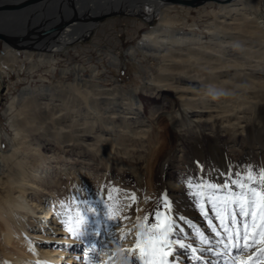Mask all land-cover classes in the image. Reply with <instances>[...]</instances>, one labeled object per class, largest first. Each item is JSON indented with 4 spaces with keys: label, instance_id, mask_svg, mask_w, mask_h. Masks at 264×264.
I'll return each mask as SVG.
<instances>
[{
    "label": "bare ground",
    "instance_id": "bare-ground-1",
    "mask_svg": "<svg viewBox=\"0 0 264 264\" xmlns=\"http://www.w3.org/2000/svg\"><path fill=\"white\" fill-rule=\"evenodd\" d=\"M188 4L201 7L202 10H206V8L217 10L214 16L206 21L204 25L208 32L207 41H205V36L199 32L170 28L175 23L182 22V20L171 17L168 11L170 9L181 10L184 5ZM114 13H118L117 15L135 14L151 24L148 29L143 31L138 47L146 53L160 55L158 72L150 77V81L157 84L154 89L156 98L168 100L169 110L165 111L164 114L169 121L167 122L172 126L173 138H179L177 135L183 133L185 137L189 135V138L197 140L200 146L191 143L189 146L191 153L195 150L201 151L203 149L201 146L205 143L206 152L210 153L208 159L219 167L217 171L206 177L208 181L204 183L206 184L205 187L201 185H198L199 187L193 186L194 183H197L194 180L184 190L180 201L191 203L190 209L186 211L192 212L190 216L192 219L185 218L181 220L178 226L171 221L172 199L167 192L177 184L168 181L163 182L161 179L156 183L153 197L155 196L160 201L163 208L155 207L159 210L156 211L155 209L154 214L151 215L156 223L147 225L145 220L139 222L135 227L132 245L136 248V252H139L135 264H264V254L257 255L253 252L247 253V250H237L231 246L236 243L235 240L225 241L229 243V247L226 248L224 243H220L221 240L213 238L216 232L212 231V228L215 227L216 231L219 230L223 233L219 227L221 223L228 224L230 214L233 211L237 213L239 211L232 203L225 205L224 200L218 199L219 193H222V191H214V189H220L226 182L231 181L222 173H227L229 163L232 162L229 161V155L220 142V134L215 131L217 122L220 119L225 122L230 121V112L234 113L239 108H248L250 114L254 112L256 106L264 111V0H40L38 2H32L31 0H0V39L5 44L4 53L0 56V67L5 66L14 70L18 62L31 60L34 54L46 62L57 61L60 60V55L57 57H54V55H57L67 45L74 52H79L78 43L83 36L93 28L94 30L98 29L96 28L98 21ZM153 20L156 21L155 25H152ZM139 23L136 24V27L141 25ZM188 25L193 28L198 27L196 22H191ZM127 51L131 55L135 53L134 48H129ZM23 56L27 59L24 60ZM31 68H33L32 65ZM84 70V66L75 60L69 66L62 68L61 72L73 74L74 81L72 85L74 90L87 94V96L91 94L92 97L87 98L89 99L88 102L92 104L91 107H93V103H96L98 96L104 95L108 88L81 77V75L83 76L81 72ZM1 71L3 70L0 69ZM95 71L96 67L94 66L91 69L92 76H94ZM1 82L2 76L0 75V86ZM56 85L61 86L60 84ZM46 89L47 87L43 86L33 89L30 86L23 87L20 93L9 102L8 110L12 109L16 102L26 94L34 92V97L22 102V107L19 110L20 112L22 108L24 110L29 106L33 113L35 111L34 107L41 104L39 101L41 91H46ZM217 90L219 92H216ZM136 91V89L130 90L131 104L127 109L123 107L115 109L111 108L110 105H106L107 107L98 116L103 120L101 124L105 123L113 127L115 126V120H117L119 123L125 124V130L127 131L125 132L129 136L139 137L140 139L147 137V142L151 143L157 132L154 131L151 122L146 125L143 123L147 119L141 113V100H139ZM221 92L224 94L222 95ZM93 95H97V98ZM242 112H246V109ZM32 113H28V116L31 117ZM243 115L244 113L242 115L235 114L234 117L239 118L242 116L244 118ZM179 117H181L178 119L180 121L176 123ZM28 121L30 122L29 119ZM25 122H11L14 138L18 140V143L16 145L15 143L11 144L10 141L9 145L11 144L15 148L8 156L2 151L0 135V166L5 165L6 179L4 183L7 185L0 187V264H69L72 261L79 263L78 260H81V257L85 254L77 252V250L69 251L66 247L68 244H72L73 249L77 248L80 237L77 239L72 234L70 236L69 234L66 235L62 232L67 230L65 227L57 228L55 226L59 218L52 217L54 214L53 204L43 207L40 215H37L36 210L40 204H36L33 199L30 200L27 196L30 188L38 189L40 183L45 180L40 175L43 173L42 170L38 171L37 169L50 157L43 156L37 150L42 143L37 136H32L35 133L33 127L22 126ZM131 123L136 125L132 127ZM123 124L122 126H124ZM227 124L232 126L233 123L227 122ZM258 130L264 135V121ZM113 131L112 129L113 140L119 145L122 138L119 141V131L116 134ZM192 134L197 135L192 137ZM25 136L30 137L28 144L33 148L31 156L23 149L22 143ZM123 141L125 140L123 139ZM174 147L176 146L174 145ZM160 164L163 169L164 163L161 161ZM155 175L158 177L157 173ZM52 177L48 175V179ZM37 178L40 181H37ZM208 185L214 186V189L207 187ZM41 188L43 189L44 186ZM234 192L239 194L241 189L234 185ZM145 196L142 199H135L136 207L141 205L139 202H149L147 200H150L151 197ZM209 197L216 204L215 210H213L212 204L209 203ZM201 205H203L204 211L201 210ZM217 210L220 211L221 218L216 216ZM205 212H207V215H205ZM33 215H37V223L42 222L46 225L43 226L42 233L28 230V221ZM203 217L207 218L208 225H200ZM244 219L245 217L237 215L236 228L231 230L234 232L239 229L242 232L245 229L243 226L245 225L243 223ZM209 221H211V224ZM169 222L172 223L173 227L166 239L172 241L175 246L166 249L165 252L169 254L165 255L160 252L161 244L159 241L165 239L162 233ZM251 222L252 220L248 221L246 225L250 226ZM97 229L94 230L90 244L86 246V251L87 248L92 249L94 246ZM76 233H83L81 239L85 235L82 230ZM57 234L62 235L56 237ZM202 236L209 243H204ZM138 237L140 240L139 248L136 247ZM42 239H45V242L48 243L52 242L51 240H64L62 243L65 247L59 249L41 248L38 243ZM181 243L185 245L184 248L179 246ZM117 246H120V244H117ZM259 246L264 247V245ZM249 256L252 259H248ZM188 258L190 260L187 262ZM64 259H66V262H63ZM101 262L96 263L101 264Z\"/></svg>",
    "mask_w": 264,
    "mask_h": 264
},
{
    "label": "rangeland",
    "instance_id": "rangeland-1",
    "mask_svg": "<svg viewBox=\"0 0 264 264\" xmlns=\"http://www.w3.org/2000/svg\"><path fill=\"white\" fill-rule=\"evenodd\" d=\"M206 10L189 4L184 5L181 10L170 9L168 14L183 22H177L170 28L199 32L205 36V41H207L208 32L204 25L206 21L214 16L217 10L215 8H206ZM117 14L108 15L98 21L99 23L96 24L98 29L89 30L90 32L79 41V52H74L67 45L57 55H54V57L60 55V60L57 61L46 62L34 54L31 60L18 62L21 67L15 65L14 70L5 66L0 67L3 70L0 72L2 76L0 86L2 151L8 156L15 148L11 144L15 143L16 145L18 143V140L14 138L11 122L24 123L29 119L31 124L28 121L25 122V124L27 123L26 126L25 124L22 126L35 129V133L32 136H37L42 143L37 150L43 156L50 157V159L39 165L37 169L38 171L42 170L43 173L40 175L45 180L40 183L41 185L38 189L30 188L27 196L30 200L33 199L36 204H40L36 210L37 215H40L43 207L53 204L54 214L52 217L56 216L59 218L55 226L57 228L65 227L67 230L62 232L66 235H71L68 231L69 228H72L75 232H81V230L85 232L82 239L80 236L77 248L73 249L71 247L72 244H68L66 247L69 251L77 250V252L85 254V257H81V260H78L79 263L72 261L69 264H97L99 261H102L101 264H135L139 254L132 245L135 227L139 222L145 220L147 225L153 224L155 219L151 215L154 214L153 212L157 207L163 208L160 201L155 196L153 197L156 183L161 179L163 182L168 181L177 184L172 186V189L167 190V192L172 199L171 221L178 226L181 220L185 218L192 219V217L190 218L192 212L186 211L190 209L191 203L180 201L184 190L194 180L197 183H194L193 186L199 187L198 185H201L205 187L206 184L204 183L208 181L206 177L219 169L215 163L208 159L210 153L206 152L205 143H203L204 145L202 144L201 148L203 149L201 151L195 150L191 153V148L189 147L191 143L200 146L197 140L189 138V135L185 137L182 132H180L182 134L177 135L179 136V138L177 137L178 139L173 138L172 126L168 123L169 121L164 114L165 111L169 110L168 100L156 98L154 89L157 84L150 81V77L158 72L160 55L146 53L138 47L143 31L148 29L151 24L135 14ZM153 22L152 25H155L156 21L153 20ZM191 22H196L198 27H189L188 24ZM137 23L141 25L136 27ZM4 45V42L0 39V56L4 53ZM129 48H134L135 53L132 55L128 53L127 49ZM23 58L24 60L27 59L24 56ZM75 60L84 66L85 70L81 72V74L83 73L81 77L108 88L104 95L98 96V98L97 95H93V97L97 98L96 103H93V107H91L92 104L88 102L89 99L87 98L92 97L91 94L87 96V94L74 90L72 85L74 81L73 74L61 72L62 68L69 66ZM31 65L33 68H31ZM52 66L54 67L53 69ZM94 66L96 71L94 76H92L91 69ZM25 86H30L32 89L40 86L47 87L46 91H41L42 93L39 95L41 104L34 107L35 111L33 113L35 114L32 113L33 110L29 106L24 108V110L22 108L21 113L19 112L22 102L32 99L35 95L34 92L26 94L16 102L12 109L8 110L9 102ZM132 89L137 90V96L141 100V113L147 119L143 123L146 125L151 122V125L154 126V131L157 132L151 143L147 142V137L141 139L134 137V140L132 136L126 133L125 124L122 123L124 125L122 126L117 120H115V126L113 127L109 124H101L103 120L98 116L108 105L115 109H118V107L127 109L131 104L130 90ZM216 92L219 91L217 90ZM221 94L223 95L224 93L221 92ZM244 109H246V112H242ZM262 111L256 106L254 107V112L250 114L248 108H239L234 113L230 112V121L218 120L215 131L220 134V142L229 155V161H232L229 163L227 173L222 174L231 181L242 178L241 180L244 181L247 187L264 193V184L259 183L261 176L264 175V135L261 131H257L264 121V111ZM28 113H32V116L29 117ZM243 113L244 118L242 116L239 118L234 117L235 114L242 115ZM180 118H177L176 123L180 121L178 120ZM227 122L233 123L232 126L227 124ZM131 124L132 127L136 125L134 123ZM144 124L143 126L145 127ZM114 127L116 128L114 129ZM109 128H112L115 134L119 131V141L122 138L121 145L115 143L112 129ZM194 135L192 134V137L197 134ZM28 137H23L22 145L24 152L27 151V154L31 156L33 148L28 144L30 142V137ZM10 141L11 144L9 145ZM174 145L176 147L173 148ZM161 161L164 163L163 169L160 164ZM0 167V187H5L7 186L4 183L6 168L5 165ZM156 173L158 177L155 175ZM48 175L53 176V180H51L52 178L48 179ZM249 175L255 177L254 182L247 180ZM37 181H40V179L37 178ZM231 181L228 182L229 188L233 190H231V193H235L234 185ZM43 186L45 189L41 188ZM221 191L222 193H219L218 199L224 200L226 196H229V193L223 191L222 186L220 187ZM145 195L151 197L150 200L152 201L147 200L149 201L148 203L139 202L141 205L136 207L135 200L132 197L142 199ZM256 211L259 213L260 209L256 208ZM58 213L60 214L58 215ZM28 214L30 215V213ZM37 215H33L29 219L28 230L42 233L43 226L46 225L42 222L37 223ZM244 220L243 223L245 225L243 226H247L250 235L253 231H259L261 224L259 215H257L255 221L257 224L256 229L252 228L253 221L250 226L246 225L248 221L252 220L250 216L245 217ZM193 221L195 222V220ZM207 222V218L203 217L200 225H208ZM96 228L98 229L94 238V246L92 249L87 248L88 250L86 251V246L90 244ZM217 231L220 232L219 230ZM61 235L57 234L55 236ZM213 238L222 241L225 240V235L221 233L218 236L215 233ZM257 239H259V236H257ZM51 241L48 243L45 242V239H42L38 245L45 249L65 247L64 243H62L64 240ZM167 241V244L160 246V252L166 253L165 250L174 245L172 241ZM117 244H120V246H117ZM257 248H260V246L255 245L253 248L247 249L246 252L260 255L261 253L256 251ZM64 256L66 257V255ZM189 260L190 258L187 259V262ZM63 262H66V259Z\"/></svg>",
    "mask_w": 264,
    "mask_h": 264
},
{
    "label": "snow or ice",
    "instance_id": "snow-or-ice-1",
    "mask_svg": "<svg viewBox=\"0 0 264 264\" xmlns=\"http://www.w3.org/2000/svg\"><path fill=\"white\" fill-rule=\"evenodd\" d=\"M248 181L254 182L255 177L252 175H249L247 177ZM232 184L238 186L241 189V192L239 194L231 193V190L229 188V184L226 182L222 186V190L229 193V196H226L224 198V204L227 205L228 203H232L235 208H238V213L233 211L230 214L229 222L228 224H224L223 222L219 226L221 230L223 231L225 235V240L220 241V243H224V246L227 248L229 247V243L225 241H233L235 240L236 243L232 244L231 246L236 248L237 250H247L250 248H253L255 245H264V193L257 192L255 189L246 187L243 180H232ZM259 183L264 184V175L261 176ZM207 187L213 188L214 186L208 185ZM220 189H214V191H219ZM133 200H135V197H132ZM209 203L212 204L213 210L216 209V204L212 200L211 197H209ZM256 208H259L260 211L257 213ZM201 210L204 211L203 205H201ZM205 215H207V212H205ZM237 215L241 217H251L252 218V228L256 229V217L259 215L261 224L259 226V231H253L250 235L249 231L247 230V226H245V229L241 232L239 229H236L234 232L231 229H235L237 225ZM216 216L218 218H221L220 211H216ZM211 224V221H209ZM173 225L171 222H169L168 226L164 229V232L162 235L165 237V239L159 241L161 245H165L168 243L166 237L171 231ZM68 231L73 235L79 238L83 233L77 234L75 231H73L72 228H69ZM212 231L216 232V235H221V232L216 231V228L213 227ZM257 236H259V239H257ZM202 241L204 243H209V241L204 240L202 236ZM242 241V243H241ZM181 248H184L185 245L181 243L179 245ZM136 247H140V240L139 237L137 238V244ZM256 251L260 252L261 254H264V247L257 248ZM165 255H168L169 253H164ZM248 259H252L251 256L248 257Z\"/></svg>",
    "mask_w": 264,
    "mask_h": 264
},
{
    "label": "water",
    "instance_id": "water-1",
    "mask_svg": "<svg viewBox=\"0 0 264 264\" xmlns=\"http://www.w3.org/2000/svg\"><path fill=\"white\" fill-rule=\"evenodd\" d=\"M32 2H38V1H40V0H31Z\"/></svg>",
    "mask_w": 264,
    "mask_h": 264
}]
</instances>
